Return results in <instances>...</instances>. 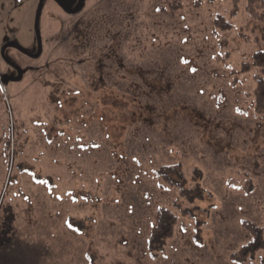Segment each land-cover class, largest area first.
<instances>
[{"label": "rangeland", "instance_id": "374dc122", "mask_svg": "<svg viewBox=\"0 0 264 264\" xmlns=\"http://www.w3.org/2000/svg\"><path fill=\"white\" fill-rule=\"evenodd\" d=\"M78 1L0 0V264H235L242 219L264 236L243 69L264 24L241 11L215 35L226 0ZM174 164L177 184L158 176ZM158 208L178 222L149 249Z\"/></svg>", "mask_w": 264, "mask_h": 264}, {"label": "trees", "instance_id": "16d2710c", "mask_svg": "<svg viewBox=\"0 0 264 264\" xmlns=\"http://www.w3.org/2000/svg\"><path fill=\"white\" fill-rule=\"evenodd\" d=\"M201 1L202 0H197L195 2V7H198L200 3H202ZM215 1L216 0H206L209 4ZM226 1L230 2L229 10L215 14L212 20V31L215 35L229 32L233 27L231 19L241 11H243L249 19L264 24V0ZM250 59V63L244 64L243 69L249 70L251 67L256 69V72L252 75L255 85L252 89L251 102L255 113L264 115V48L253 52ZM238 110L239 112H243L241 108H238ZM158 176L171 184H177V180L173 177L177 176L181 178L180 164L161 167ZM46 178L48 179L47 185H53L52 178L48 176ZM1 203L2 200L0 202V209ZM177 222L176 215L168 209H156L149 233V249L156 248L173 237ZM240 225L241 228L250 235V240L243 244L237 251L229 255V260L235 264L252 261L255 254L264 249L263 229L257 223L247 219H242Z\"/></svg>", "mask_w": 264, "mask_h": 264}, {"label": "water", "instance_id": "95a60500", "mask_svg": "<svg viewBox=\"0 0 264 264\" xmlns=\"http://www.w3.org/2000/svg\"><path fill=\"white\" fill-rule=\"evenodd\" d=\"M82 7V0H79L78 3H77V6L73 9L74 12L76 11H79ZM38 15H39V10L37 11V16H36V20H35V30H36V34H37V38L39 40V37H38V32H37V19H38ZM40 53V45H38V52H37V55H39Z\"/></svg>", "mask_w": 264, "mask_h": 264}, {"label": "flooded vegetation", "instance_id": "af4514ba", "mask_svg": "<svg viewBox=\"0 0 264 264\" xmlns=\"http://www.w3.org/2000/svg\"><path fill=\"white\" fill-rule=\"evenodd\" d=\"M82 2H83V0H82ZM77 6V5H76ZM76 6H74V7H76ZM68 11V10H67ZM17 71V70H16ZM20 74V75H19ZM19 74L16 72V75L15 76H9V77H6V78H8V79H10V80H15V77H17L18 75H19V78H21L22 77V72L20 71L19 72ZM3 79H5V78H3V76L0 74V83H2V81H3Z\"/></svg>", "mask_w": 264, "mask_h": 264}, {"label": "crops", "instance_id": "0c3cea01", "mask_svg": "<svg viewBox=\"0 0 264 264\" xmlns=\"http://www.w3.org/2000/svg\"><path fill=\"white\" fill-rule=\"evenodd\" d=\"M58 126H59V125H58ZM57 129H58V128H57ZM57 131H58V130H57ZM42 133H43V136H46L45 138H47V139L51 137V133H50L49 131H45V130H44Z\"/></svg>", "mask_w": 264, "mask_h": 264}]
</instances>
